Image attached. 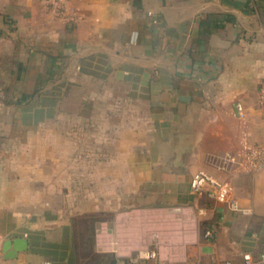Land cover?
Instances as JSON below:
<instances>
[{
    "label": "crops",
    "instance_id": "0c3cea01",
    "mask_svg": "<svg viewBox=\"0 0 264 264\" xmlns=\"http://www.w3.org/2000/svg\"><path fill=\"white\" fill-rule=\"evenodd\" d=\"M245 2L69 0L79 20L66 26L43 0H0V231L27 241L3 264H79L75 231L90 215L97 264L264 255V169L225 161L264 144V0L249 13ZM224 15L235 22L216 28ZM43 129L60 142L23 169L22 144ZM198 171L227 182L247 214L191 194Z\"/></svg>",
    "mask_w": 264,
    "mask_h": 264
},
{
    "label": "built area",
    "instance_id": "2783aa9c",
    "mask_svg": "<svg viewBox=\"0 0 264 264\" xmlns=\"http://www.w3.org/2000/svg\"><path fill=\"white\" fill-rule=\"evenodd\" d=\"M50 13L66 26L74 25L78 22L79 17L75 12L71 11L68 2L69 0H43ZM257 106L261 112L264 122V78L259 83L257 92ZM235 110L239 117H242V106L237 103ZM239 158V160L237 159ZM235 158L232 155H226L225 161L228 163L238 164L253 171L264 169V144H248L242 146L240 153ZM189 190L193 195L205 194L208 199L225 205L230 211L247 214V211L241 210L234 202L230 186L227 182L219 180L204 171H198L190 178ZM206 239L213 237V231L208 229L204 233ZM7 240L0 231V264H3V256L1 252L2 244ZM155 255L150 252L146 255L147 258H153ZM36 264H51L47 260H41ZM230 264V263H225ZM242 264H264V255L253 258L249 254L242 256Z\"/></svg>",
    "mask_w": 264,
    "mask_h": 264
},
{
    "label": "rangeland",
    "instance_id": "374dc122",
    "mask_svg": "<svg viewBox=\"0 0 264 264\" xmlns=\"http://www.w3.org/2000/svg\"><path fill=\"white\" fill-rule=\"evenodd\" d=\"M74 95H77V90L74 91ZM63 107H61L62 109ZM78 108V103L75 102H69V104L64 107V109H69L72 111H77ZM76 121V119H74ZM62 120L61 118L53 121V122H49V123H44L43 125L46 127H50V126H55V127H59L61 128L62 126ZM40 132V131H39ZM76 136V135H75ZM92 136V135H91ZM90 137V139H92V137ZM52 138V139H51ZM49 139H51L52 142L55 141H59L61 139V134H60V129L57 130V133L53 134V135H49L46 134V131H44L38 134H34V135H28V139L26 142H23L22 144V150H21V156L23 158V161L25 163H23L22 168L26 169V170H30V165L28 160H30L31 158H39L42 157V159H44V161H46L45 157L48 156V154H51V150H46L45 145L46 143L50 142ZM41 142L43 143V145L41 146H37L35 144V142ZM92 142V141H91ZM88 144V143H87ZM92 144V143H91ZM89 145V144H88ZM54 154L57 157H61L62 155V150L59 148L58 150H53ZM91 152L90 150L86 151V153ZM8 153V157H13L14 153H13V149L7 151ZM77 154V153H76ZM51 155H49L50 157ZM55 156V157H56ZM43 174L47 172L51 171L53 168L52 165H46L45 162H43ZM34 169V168H33ZM31 168V170H33ZM30 172V171H29ZM60 184V183H59ZM93 226V216H87V218L82 219L81 221H79L77 223V230L76 232V237L78 240V252H79V264H97V260H101V257H97L93 254L92 249V239L94 237V230L92 229ZM106 261L108 264V257H106ZM103 259V263L104 264L106 262Z\"/></svg>",
    "mask_w": 264,
    "mask_h": 264
},
{
    "label": "water",
    "instance_id": "95a60500",
    "mask_svg": "<svg viewBox=\"0 0 264 264\" xmlns=\"http://www.w3.org/2000/svg\"><path fill=\"white\" fill-rule=\"evenodd\" d=\"M27 249V241L21 238H14L6 240L1 248L2 256L4 260H13L18 254L25 252ZM117 264H124L122 261H118Z\"/></svg>",
    "mask_w": 264,
    "mask_h": 264
},
{
    "label": "trees",
    "instance_id": "16d2710c",
    "mask_svg": "<svg viewBox=\"0 0 264 264\" xmlns=\"http://www.w3.org/2000/svg\"><path fill=\"white\" fill-rule=\"evenodd\" d=\"M252 1L253 0H246V2L244 4L236 3V7L241 8V10H243L246 13H249L253 9ZM214 21H216L214 26L216 28H220L223 23H234L235 19L232 15H224L223 17H220L219 19H215ZM44 88H45V85L38 87V89L35 91V93L38 94L40 92V90L44 89ZM208 229H211L213 231V229L209 225H205L204 233ZM213 233H214V231H213ZM114 263H115L114 260H111V262H108V264H114Z\"/></svg>",
    "mask_w": 264,
    "mask_h": 264
}]
</instances>
